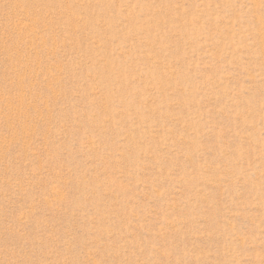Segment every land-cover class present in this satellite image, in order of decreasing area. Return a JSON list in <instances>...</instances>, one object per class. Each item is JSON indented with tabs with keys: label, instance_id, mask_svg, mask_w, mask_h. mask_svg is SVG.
<instances>
[{
	"label": "rangeland",
	"instance_id": "374dc122",
	"mask_svg": "<svg viewBox=\"0 0 264 264\" xmlns=\"http://www.w3.org/2000/svg\"><path fill=\"white\" fill-rule=\"evenodd\" d=\"M0 264H264V0H0Z\"/></svg>",
	"mask_w": 264,
	"mask_h": 264
}]
</instances>
